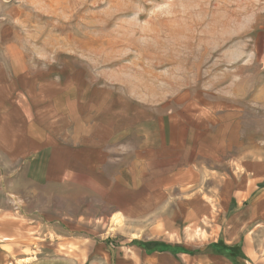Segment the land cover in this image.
Here are the masks:
<instances>
[{"label": "rangeland", "instance_id": "374dc122", "mask_svg": "<svg viewBox=\"0 0 264 264\" xmlns=\"http://www.w3.org/2000/svg\"><path fill=\"white\" fill-rule=\"evenodd\" d=\"M263 210L264 0H0V264H264Z\"/></svg>", "mask_w": 264, "mask_h": 264}, {"label": "crops", "instance_id": "0c3cea01", "mask_svg": "<svg viewBox=\"0 0 264 264\" xmlns=\"http://www.w3.org/2000/svg\"><path fill=\"white\" fill-rule=\"evenodd\" d=\"M92 129H89V127L83 132V136L77 137L74 139L75 143H74V147L78 148L80 147V145H84V143L81 144V142L83 141H87L89 142L88 145H93V144H97L98 146L100 145V139H98L97 137L99 136H90L92 133L90 132ZM74 155L76 156L77 153L75 152ZM77 160H80L81 162L83 161H87L85 158L84 160H82L81 158H79L78 156H76ZM261 215V225L259 227V232L262 234V236H264V210L260 213H254L253 216L251 217V221L253 220H257L258 219V215ZM258 224V222H257ZM248 241L244 242V247H246V250H255L253 247V243L250 244V241L252 240L253 235H248ZM264 247V237L263 239H261V244H260V250H263ZM256 251V250H255ZM141 257H139L138 260V264H158V262L156 261V259L154 258H149L148 261H146L145 258L140 259ZM136 261H132V264H135ZM38 264H60V262H55V260H46V261H40ZM175 264H233L230 260L225 259V258H213V257H195V258H191L188 260H184L183 258L180 261H176L175 260ZM256 264V263H255Z\"/></svg>", "mask_w": 264, "mask_h": 264}]
</instances>
